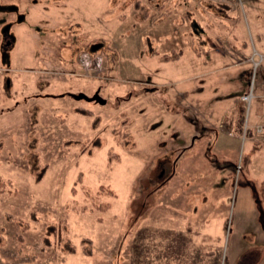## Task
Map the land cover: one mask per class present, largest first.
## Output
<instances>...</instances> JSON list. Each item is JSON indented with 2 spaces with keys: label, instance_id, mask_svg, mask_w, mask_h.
Wrapping results in <instances>:
<instances>
[{
  "label": "rangeland",
  "instance_id": "obj_1",
  "mask_svg": "<svg viewBox=\"0 0 264 264\" xmlns=\"http://www.w3.org/2000/svg\"><path fill=\"white\" fill-rule=\"evenodd\" d=\"M246 1L215 8L244 32L217 42L197 0H0V264H236L253 243L264 262V151L244 148L263 90L234 108L248 80L217 87L221 53L184 68L199 41L251 51Z\"/></svg>",
  "mask_w": 264,
  "mask_h": 264
},
{
  "label": "crops",
  "instance_id": "obj_2",
  "mask_svg": "<svg viewBox=\"0 0 264 264\" xmlns=\"http://www.w3.org/2000/svg\"><path fill=\"white\" fill-rule=\"evenodd\" d=\"M208 1L209 0H207V1L206 0H197V4H193V7L195 9H197V19H195L194 16H192V17L187 16V20H188L187 23L188 24L196 23V25L198 27H201V24H204L206 26V28H204V30L210 29L214 33V39L217 42H219L218 40H222V39H219V37H223L224 38L223 40L236 39L235 31L236 30L239 31V29H240V32H243L242 31L243 25L240 21L241 19L239 17L237 19H235L234 17H226V19L230 22V24H229V26H225L221 20L217 21L219 16H217L215 14V11H214L215 8H218L219 6H224V5L235 8L236 0H210L209 2H211L212 4H208ZM246 2L248 3L247 6L250 9L249 4L251 2H253V0H247ZM206 7H208L209 9H213V11L208 12L206 14V12L208 11V10H205ZM192 18H194V19H192ZM190 19H192V20H190ZM246 25H247V23H246ZM248 35L250 36V41L252 39V35H254V39H255V40L251 41V43H252L251 51L249 50V47L247 46L245 41L241 42L239 47L237 45L236 48L226 47V48H223L222 50L219 48L220 49L219 50L216 44L211 45L209 43V41L211 40L210 35H209L210 40H207V45L204 46L205 48L201 45L202 41L201 42L199 41L198 46L195 44H192V46L190 45V47L186 46L188 51L194 55V60L192 59V61H190L187 64V66L184 67L185 70L193 71L196 68V66L201 64L200 60H201V58H203L202 55H205L206 58L208 59L210 56H214V54L216 55V53H221V55L223 56L225 61H222V63L219 66H214V67L211 66V67H213L212 72H210L212 74H208V76H210V75L218 76L215 80L221 81L222 83L219 82V84H215L217 87L218 86L219 87L226 86L225 83L232 85V86L241 87L240 82H245V79H246V81L248 79L249 64H248L247 60L249 59L253 50L256 49L258 52L264 53V32L261 34L255 35L253 33H250V31L248 30ZM255 41H256V43H254ZM201 46H202V48H201ZM182 55L183 54L181 52V56ZM227 61H229V62H227ZM190 79L194 80L195 78H194V76H192ZM258 82H259L260 88H262L263 91L256 95L257 96L255 99L256 109H255L254 113H255V117H256L255 119L259 118L258 120H264V113L262 116L263 107H262V109H260V107H259V105L262 104V102L261 103L258 102V101L264 99L263 98L264 97V66H262V65L260 66V68L258 70ZM243 87H244V85H243ZM240 96H241V94L239 96H237V98L234 97V98H231L230 100H228L229 105L233 104L234 108H235V105L237 107V105L239 103H241ZM234 108H231V110H234ZM208 111L213 113L215 110H213V107H212V109H210ZM239 120H241V118ZM243 122H244V119H242V121H239L238 128L241 131L238 132L236 130V132H238V133H236L235 135H233V133H231V128L229 130V128L223 129L222 127H220V135L217 137L215 144H214V147L218 148V149L226 148L230 144V141L233 139L234 136L236 137L235 138L236 141L239 140L238 138L241 136L242 127L244 125ZM253 124H255V123H253ZM255 125H259V124H255ZM254 126L251 125V126H247V128L244 127V133H245L244 136L245 137L247 136L245 138V141H244V148L249 155L254 156L253 160L255 162L256 159L257 160L259 159V153L264 151V131L261 134H256L254 132V130L252 129ZM250 161H251V158H250L249 162H247L248 166H252L250 164ZM260 163H262V161H260ZM260 163L258 166H260ZM254 246L255 245L253 243L252 247H248V248H250V250H245V252L237 259L236 264H240V263H246L247 264V261H250V262H248L250 264H259V263L264 264V262H260L261 256H260L259 252L255 251L256 247H254ZM251 250H253V252Z\"/></svg>",
  "mask_w": 264,
  "mask_h": 264
},
{
  "label": "built area",
  "instance_id": "obj_3",
  "mask_svg": "<svg viewBox=\"0 0 264 264\" xmlns=\"http://www.w3.org/2000/svg\"><path fill=\"white\" fill-rule=\"evenodd\" d=\"M247 62L250 67L247 79L248 85L246 91L240 96V101L246 106V110H249L251 102L255 97V86L258 76V70L264 63V53L253 50ZM253 130L256 134H261L264 131V125H255L253 127Z\"/></svg>",
  "mask_w": 264,
  "mask_h": 264
},
{
  "label": "trees",
  "instance_id": "obj_4",
  "mask_svg": "<svg viewBox=\"0 0 264 264\" xmlns=\"http://www.w3.org/2000/svg\"><path fill=\"white\" fill-rule=\"evenodd\" d=\"M153 56L158 57L159 62H169V61H176L181 57L180 51H171L169 54L158 56L155 51H153ZM88 114V113H86Z\"/></svg>",
  "mask_w": 264,
  "mask_h": 264
},
{
  "label": "water",
  "instance_id": "obj_5",
  "mask_svg": "<svg viewBox=\"0 0 264 264\" xmlns=\"http://www.w3.org/2000/svg\"><path fill=\"white\" fill-rule=\"evenodd\" d=\"M72 97L74 98V99H85V100H87V101H96V102H98V103H100V104H103L104 103V100L103 99H101L100 97H98V96H93V97H91V98H88L87 96H85V95H83V94H78V95H72Z\"/></svg>",
  "mask_w": 264,
  "mask_h": 264
},
{
  "label": "flooded vegetation",
  "instance_id": "obj_6",
  "mask_svg": "<svg viewBox=\"0 0 264 264\" xmlns=\"http://www.w3.org/2000/svg\"><path fill=\"white\" fill-rule=\"evenodd\" d=\"M162 173H164V171ZM161 175H163V174H161Z\"/></svg>",
  "mask_w": 264,
  "mask_h": 264
}]
</instances>
